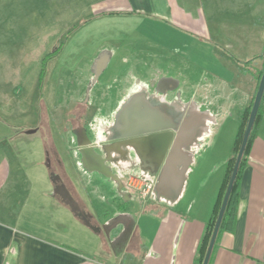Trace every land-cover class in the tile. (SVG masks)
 <instances>
[{
	"label": "crops",
	"instance_id": "obj_1",
	"mask_svg": "<svg viewBox=\"0 0 264 264\" xmlns=\"http://www.w3.org/2000/svg\"><path fill=\"white\" fill-rule=\"evenodd\" d=\"M207 1L217 0L104 1L110 2V11L156 20L157 26L151 25L156 39L152 46L172 53L167 57L166 71L156 66L160 72L157 70L153 84L155 93H148L169 103L183 120L177 130L168 128L158 133H171L173 139L161 161L154 149L152 168L143 167L119 140L108 143L106 151H97L99 160H84L78 154L73 165L57 134H46L47 115H43L42 129L28 128L9 122L0 111V264L195 263L231 155L229 148L221 154L217 140L221 120L226 121L234 108H240V125L252 99V93L239 83L243 72L234 63L226 67L232 61L225 57L218 58L214 52L206 55L207 46H212L205 41L241 60L264 47V24L257 25L256 17L250 26L223 25L216 11L206 12ZM245 3L256 9L253 1ZM260 17L259 12L257 19ZM160 35L171 39L160 43ZM192 38L204 44L200 50L203 48L205 54H200L199 60L191 58L196 51L190 44ZM180 51H187V56H181ZM172 60L181 62L180 72L170 64ZM108 61L106 66L112 63ZM156 61L160 62L159 57ZM192 68L199 70V76ZM138 90L124 93L108 115L113 117ZM31 130L35 132L29 134ZM105 138L94 144L102 148L104 143L99 142ZM49 156L53 165L59 163L56 159L64 165L62 171L69 178L66 187L89 215L93 228L55 193ZM40 168H45L47 178ZM131 176L154 183L150 198L143 200L128 186ZM77 230L85 232L89 240L73 238ZM211 264H264V119L242 178L235 231L220 236Z\"/></svg>",
	"mask_w": 264,
	"mask_h": 264
},
{
	"label": "rangeland",
	"instance_id": "obj_2",
	"mask_svg": "<svg viewBox=\"0 0 264 264\" xmlns=\"http://www.w3.org/2000/svg\"><path fill=\"white\" fill-rule=\"evenodd\" d=\"M104 1L106 0H0V111L10 119L9 122L25 124L28 128L42 129L41 124L45 125L43 115H47L45 126L49 130L44 127L46 134L50 137L51 133H56L65 153L76 147L71 141L74 138L67 134V125L73 114L77 113L74 109L83 105L85 98L102 97L104 106L101 102L100 105L94 103L92 106L102 108L101 116L96 115V111L92 109L94 113L89 114L87 119L92 124L89 127L91 137L96 141L104 139L106 126L109 125L104 119L112 120V115H107L119 104L122 95L139 88L154 92L152 88L157 70L160 72L164 68L166 71L167 57L172 56V53L158 51L152 46L151 41L156 39L152 35L151 25L157 26L156 20L134 14H109L113 12L110 11L111 4ZM245 1H253L256 9L253 10ZM205 6L208 13L216 11L218 22L223 25L248 23L250 26L253 17H256L254 21L257 25L264 24L262 0L207 1ZM258 10L261 15L259 19ZM85 20L89 22L82 26L81 23ZM159 39L161 43L167 42L171 37L160 35ZM62 42H65L63 52L49 62L45 82L41 87L40 77L45 58ZM205 42L212 46H207L206 55L214 52L218 58L225 57L222 50L209 41ZM190 44L192 49L196 46L191 58L199 60L200 54H205L203 48L200 50L204 44L193 38ZM179 53L181 56L188 54L187 51ZM158 57L160 62L157 64ZM100 59L105 61V66L108 59L112 63L104 66L98 75L97 63ZM231 63L233 62L230 65L226 63V67H230ZM170 64H174L175 71L180 72L178 69H181L182 64L179 60H172ZM191 70H194L193 74H199L198 69ZM263 70L264 62L256 60L251 71L240 77L239 83L252 93L251 98L257 94L260 84L257 76ZM171 72L177 75L176 72ZM197 75L194 78L199 76ZM240 110L234 108L226 121L221 120L222 132L217 137L221 154L227 148L232 150ZM9 113L12 114L10 117ZM72 151L69 155L74 165L78 160V152ZM40 171L47 178L45 168H40ZM72 235L80 242L89 240V236L79 230Z\"/></svg>",
	"mask_w": 264,
	"mask_h": 264
},
{
	"label": "water",
	"instance_id": "obj_3",
	"mask_svg": "<svg viewBox=\"0 0 264 264\" xmlns=\"http://www.w3.org/2000/svg\"><path fill=\"white\" fill-rule=\"evenodd\" d=\"M99 62H103V63L99 65ZM104 66H105V61L104 60L101 61L100 59L97 63L98 71L96 72V74L99 75L101 70L104 68ZM263 96H264V73L262 75L259 84V88L255 97V101L252 107V111L243 138L242 146L237 157L236 165L203 264H209L210 262L219 235V230L225 214V210L230 198V194L233 189V185L246 149V145L248 143L250 134L255 124ZM158 104L156 103V105H154V104L146 103L141 95L132 96L124 104L122 109H120L116 117V123L113 127V131L117 135H119V138L135 137L139 133L138 125L146 122L150 118H153L155 120L154 122L156 123V126L152 135H150L149 137L146 136L142 138L144 142L141 141V143L138 142L136 144L137 142L136 139H132V143H128L126 145L127 146L131 145L134 148H138V146L140 148H144V147L153 148L158 152V161H161L164 158L167 148L173 139V135L171 133L169 134L167 133L158 134V133L168 128L177 130L178 127L181 125L178 114H173L168 118L166 114L162 111V109L159 108ZM34 132H35L34 130H31L28 133L32 134ZM189 142H190L189 145H192L193 143L192 139H189ZM89 145H90V141L88 140V138L85 143L80 144L82 157L84 158V160H86V158H93L96 161L99 160L100 159L99 155H97L96 151L93 148L89 147ZM179 146L180 145L177 144V147ZM101 170L103 171V169ZM59 179H60L59 176H53V181L55 183ZM55 193L58 194L62 198V200H64L71 207L74 213L78 214V216L85 222L87 226L93 228L89 215L81 208L80 204L74 199V197L71 195V193L64 184L58 185L55 189Z\"/></svg>",
	"mask_w": 264,
	"mask_h": 264
},
{
	"label": "trees",
	"instance_id": "obj_4",
	"mask_svg": "<svg viewBox=\"0 0 264 264\" xmlns=\"http://www.w3.org/2000/svg\"><path fill=\"white\" fill-rule=\"evenodd\" d=\"M109 14H120V12H110ZM127 15L129 14H134V13H126ZM89 22V20H85L82 24L85 25ZM69 36V35H68ZM263 40H264V34H263ZM64 45L65 42L62 44L51 54H49L48 56H46L45 58V63L43 65V69H42V73H41V77H40V86L42 87L44 82H45V77L48 71V65L49 62L52 59L57 58L60 53L63 51L64 49ZM216 48L221 49L225 55V57L229 60H231L235 65H237V67L239 68V70L243 73H247L249 70L251 71L252 65L256 60H262L264 62V48L263 51L261 53H258L256 55H253L252 57L245 59V60H241L239 59L234 53H232L229 50H226L224 48L219 47L218 45H215ZM249 71V72H250ZM253 71V70H252ZM255 72V71H254ZM264 73V70L259 72L258 74V80L259 82L261 81L262 75ZM259 85V84H258ZM259 88V86H258ZM255 97L256 95L251 99V101L249 102L247 108L245 109L235 140H234V144L231 150V155L228 158L227 162H226V173L225 176L223 178L222 184L220 186L219 189V193H218V197L216 199L215 205H214V209L211 215V218L209 219V221L206 223L205 225V229H204V233L201 237V240L198 244V248H197V254H196V258H195V263L194 264H203L206 254H207V250L209 248V244L213 235V232L215 230L216 227V223L219 217V213L221 211L222 208V204L236 165V161H237V157L239 154V151L241 149L242 146V142H243V138L245 135V131L247 128V124L249 121V117L252 111V107L255 101ZM264 119V96L261 102V106L260 109L258 111L257 117H256V121L255 124L253 126L252 132L250 134L248 143L246 145V149L243 155V158L241 160L240 163V167L233 185V189L232 192L230 194V198L225 210V214L221 223V227L219 230V235L210 259L209 264L212 263V259H213V254L214 251L216 249V247L218 246V240L220 238V236L223 233H234L235 231V227H236V222H237V217H238V209H239V203H240V195H241V183H242V178L244 175L245 170L247 169L249 163H250V155H251V148L253 145L254 140L257 138L258 136V131L260 128V125L262 123ZM53 172V171H52ZM66 176V175H65ZM67 180H69L68 176H67ZM65 248L68 249H72L75 251V249L63 245Z\"/></svg>",
	"mask_w": 264,
	"mask_h": 264
},
{
	"label": "flooded vegetation",
	"instance_id": "obj_5",
	"mask_svg": "<svg viewBox=\"0 0 264 264\" xmlns=\"http://www.w3.org/2000/svg\"><path fill=\"white\" fill-rule=\"evenodd\" d=\"M101 61H103V59H101ZM152 89H154V93H155V88L153 87ZM148 92H149V89L139 88L137 93H134V94L130 95L123 102V104L119 107L117 112L112 117L113 125L112 126L111 125H107L106 126V129H105V132H106V136L105 137L106 138H105L104 142L103 141L99 142L101 144L104 143V146L102 145V148L98 147L97 145L94 144L96 139L94 140L91 137L90 128H89L92 124L89 123L88 119H87V116L89 114L93 115V113H94L93 110H95L96 114H98V115H100V113L103 112L102 108L92 107L94 103L96 105L99 104L102 101V97L101 96L100 97L97 96V98H96V97H92L91 96V97H89L87 99L85 98V101H84L83 105L80 104L79 107L74 109V110H77L76 111L77 113L73 114L72 120L67 125V134L71 135L74 138L71 141H72V143H74L76 145V147H72L71 148L70 153L73 152L72 150H76L78 152V154L82 157L81 150H80L81 149L80 144L85 143L87 141V138L90 141L89 147L93 148L97 152L99 150L106 151L105 150L106 149V145L108 143H110V142L112 143L113 141H116V140L121 141L122 145H126L128 143H132V139H136V141H137L136 144H137L138 142L141 143V141L144 142L142 140V138H144L146 136L149 137L150 135H152V133L154 132L155 126H156V123L154 122L155 120L153 118H150L146 122L141 123L140 125H138L139 133L135 137L119 138V135H117L113 131V127H114V125L116 123V117H117L120 109H122L124 104L134 95H141L143 97V99L145 100V102L148 103V104L156 105V103L157 104L159 103L158 104L159 108L162 109V111L166 114V116L168 118L171 115H173V114H178L180 123L182 122V120H183L182 114L178 113V111H176L169 103L165 102L162 99H157V97L155 95H151ZM100 104H102V103H100ZM107 116H109V115H107ZM104 121H105V123L106 122L109 123V120H104ZM96 138H99V137L97 136ZM128 147L132 150L134 156L142 161L143 167L152 168V162H153L154 158L156 157V151L153 148H148V147L140 148L139 146H138V148H134L131 145H129ZM47 160H48L47 161L48 165L54 170L52 172L53 176H59L60 177V179L56 182V186H58L60 184H64L65 186H68V183H67L68 180L66 179L65 174L62 171V169H64V165H62L61 162L58 159H56V161H58L59 163L58 164L55 163L53 165L52 162H51V157L50 156L47 157Z\"/></svg>",
	"mask_w": 264,
	"mask_h": 264
},
{
	"label": "built area",
	"instance_id": "obj_6",
	"mask_svg": "<svg viewBox=\"0 0 264 264\" xmlns=\"http://www.w3.org/2000/svg\"><path fill=\"white\" fill-rule=\"evenodd\" d=\"M128 186L136 190L143 200L150 198L154 190V183L152 181L132 176L129 177Z\"/></svg>",
	"mask_w": 264,
	"mask_h": 264
},
{
	"label": "bare ground",
	"instance_id": "obj_7",
	"mask_svg": "<svg viewBox=\"0 0 264 264\" xmlns=\"http://www.w3.org/2000/svg\"><path fill=\"white\" fill-rule=\"evenodd\" d=\"M102 63H103V62H100L99 65L102 64Z\"/></svg>",
	"mask_w": 264,
	"mask_h": 264
}]
</instances>
